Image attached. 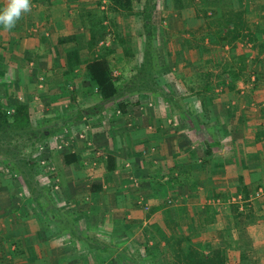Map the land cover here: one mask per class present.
<instances>
[{"label": "rangeland", "instance_id": "1", "mask_svg": "<svg viewBox=\"0 0 264 264\" xmlns=\"http://www.w3.org/2000/svg\"><path fill=\"white\" fill-rule=\"evenodd\" d=\"M2 1L6 5V0ZM86 1L88 4H84H87L90 9L95 8V4L98 9L78 18L76 15L72 21L83 27L80 33L81 37L83 36L82 38L87 41L88 48L85 51L89 55L92 53L95 58L99 57L108 62L113 81L118 88L117 96L107 102L100 101L98 97L97 100L93 91L96 88L93 89L86 81V84H83L81 78L84 76V65L82 63L77 67V73L68 77L71 81L76 79L74 77L77 75L80 80L73 83L74 87H63V97L49 93L41 95L47 81L43 69L40 72L36 71L35 69L39 66H36L33 61L35 65L28 73L33 83L37 81L33 93L22 95L16 92L14 97L16 104L4 110L11 116L16 107L24 105L29 114V126L15 134V140L12 142L0 143V171L7 179L12 180L11 184L14 182L12 187L15 189V209L20 215H30L33 221L36 220L39 223L41 238L50 241L49 246L52 250L69 251L67 254L73 256L90 247V253L94 255H85V258L100 257V260L104 258V261H101L103 264H149L146 249L156 244V241L152 239L154 233L151 230V224L140 231L129 224L127 218H124L121 223L114 222L111 226L100 224L104 219L99 217L98 219L92 217L88 225L81 222L82 219L87 218L83 208L90 207L91 210L94 204L92 186L101 185L100 190L103 192L105 184H99L98 180L103 178L108 180V153L103 150V145L97 143V140L103 136L106 137V132H111L112 126L118 124L120 120L126 121L125 130L132 134V136L127 135L132 138L131 141L138 140L133 136L134 131L138 134L142 133V129L144 133L149 131L144 121L150 122L149 127L152 130L154 129L152 121L158 119L161 120L160 129H164L162 131L167 138L178 136L177 138L187 140L191 135L197 137L199 143L194 142L188 145L186 142L180 146L188 147L189 155L193 156L196 165L204 164L205 166L208 163V157L205 155L209 152L208 148L214 150L215 154L224 156L226 162H231L229 158L235 154V151L239 154H247L248 147L252 145H243L244 150H239V145L233 143L237 139L233 135H236L235 130L228 127L229 136L225 134V127L218 121L217 111L219 110L216 105H220L222 109L223 105L228 104L234 106L250 104L244 103L245 99H242L241 95L245 89L254 87V81L259 80L258 75L252 73V70L256 64H254L253 56L258 58L260 54L261 47L258 45V39L261 34L255 35L256 40H253L255 41L253 43L248 26L260 27L259 30L263 33L264 0H252L254 2L248 4L252 6L249 9L244 7L242 0H134L130 13L122 10L112 11L108 0ZM31 9H35L32 12L34 16L31 17L28 12L29 15L24 14L21 18L23 21L20 19L18 22L22 21L18 24L19 26L24 24L28 25V29L35 28L36 35L30 36L33 37V41L28 42V45L34 46L33 44L37 43L39 49L32 50L31 54H25V59L29 62L32 55H39L40 47L44 45L40 39L43 37L41 34L43 35L46 25L39 20L38 13L41 10H50L45 3L41 5L31 3ZM69 9L71 8H65L64 19ZM184 9L187 10L182 11ZM168 10L183 12L185 20L190 22L183 25L174 16L177 13L171 14ZM219 12L225 20L229 18L233 20L230 26H220ZM235 26L239 28L237 32H235ZM47 32L46 38L54 42L56 32L51 31L50 28ZM92 36L95 40L93 42ZM35 38L37 40H34ZM83 48L85 46H81L82 50ZM254 49L255 52L252 51ZM49 50L52 49L49 47ZM219 57L224 59L222 61L225 63L222 65L217 63ZM202 75L208 81L207 88H203L204 83L199 81ZM247 78L250 79L249 83L246 82ZM235 81L240 83L238 90L232 87ZM190 84L194 87L191 88ZM258 87L261 89L257 86L254 90ZM78 91H81L84 97L72 98L71 94H78ZM248 109L245 107L243 112ZM227 111L229 115L234 116V125L242 118L243 121L253 120L252 115H256L259 124L264 125V113L253 111V107L249 109V114L236 112L234 109ZM224 113L222 111L221 116ZM240 114L242 118L239 117ZM138 119L140 122L143 121L141 125L138 124ZM130 144L128 142L127 146ZM150 147L148 152L154 155L160 149L157 145H153L151 149ZM71 153L78 155L80 160L75 166L68 167L67 164H63V158ZM8 155L17 159L16 166L6 160ZM89 157L100 158L102 162L94 161L93 163ZM232 162H234L233 159ZM92 166L97 169L95 177H91ZM161 167L163 166L160 164L155 170L159 171ZM144 169L154 180L153 183H156L155 189L161 192L159 193L161 209H166L167 212L172 211L188 201L185 192L190 188L189 182L186 181V175L176 170L177 168L169 171L172 170L171 167L164 164L160 172H155L159 175V179L154 175V168L147 167L146 164ZM83 170L85 172H82ZM137 179L138 177L134 174L126 176L124 181L126 185L121 188L124 193L118 195L119 200L121 195L126 201V194L128 199H132L136 192L139 195L140 191L143 192ZM260 180L261 185L251 194L246 195L242 190V193L234 194L226 200L230 206L234 207V210L236 209L238 224L245 226V230L247 226L256 224L255 218L262 220L254 215L256 202L264 199V178ZM87 181L92 183L87 184ZM70 186L73 187L75 196L79 194L77 199H73L76 204H72L65 195L64 187ZM108 186L113 189L112 194L115 191L118 192L116 186ZM134 199L137 201L136 206H141V211L148 214L156 212V210L147 211L149 206L141 203L142 198ZM107 200L106 197L105 202ZM97 201L105 203L103 194L98 196ZM167 212L163 213L164 217ZM122 215L127 216V214ZM69 216L77 218L73 225L69 221ZM155 218L154 215L152 220ZM114 219L120 220L119 217ZM91 221L94 222L91 223ZM77 222L79 225L76 224ZM262 222L263 220L257 225L260 226ZM86 227L89 230L95 228L97 236L90 235L85 230ZM75 230L78 240L73 236ZM166 230L170 229L167 227ZM241 235L243 243L240 251L247 250L249 254L247 253L244 259H239L238 263L237 259L234 262L229 255L223 254L227 264H255V260L262 256L261 249L253 247L254 241L249 234L242 232ZM176 243L179 245L178 242ZM118 247L121 250H116ZM133 249H139V251ZM180 250L175 251L173 261L169 264H183V252L187 250L199 254L206 249H199L187 241ZM69 255L62 258L68 264L72 263L70 260L73 258ZM201 255L213 256L204 252ZM260 258L264 260V256ZM57 261L55 259L53 264L58 263ZM92 262L93 260H90L91 264ZM259 263L256 262V264Z\"/></svg>", "mask_w": 264, "mask_h": 264}, {"label": "crops", "instance_id": "2", "mask_svg": "<svg viewBox=\"0 0 264 264\" xmlns=\"http://www.w3.org/2000/svg\"><path fill=\"white\" fill-rule=\"evenodd\" d=\"M65 1H67V4ZM87 2L86 0H30V3H38L39 5L45 3L50 9L49 11L41 10L38 13L39 20L46 25L43 35L41 34L43 37L40 39L44 45L40 47V53H42L40 54L38 52L39 55H32L30 62L25 59V54L32 53V50L36 51L37 48L39 49L37 43L33 44L34 46L28 45V42L31 40L33 41V37L36 35L34 32L35 28L28 29V25L25 26L24 24L19 26L18 24L23 21L22 19L20 23L17 21L15 27L11 30H5L3 26H0V106H4H2L3 111L8 109L9 106L16 104L14 98L16 92H20L22 95H31L33 93L32 91L35 89L37 81L33 83V79L29 77L28 73L35 64L40 67L35 69L36 71L39 70L38 72H40L43 69V74L47 81L46 87L41 95H47L49 93L63 97V87H74L73 83L80 80L77 75L74 77L76 79L71 81L68 80V77H71L75 72L77 73V67L81 63L84 65V76L81 78L83 84L86 81L93 89L96 88L94 83L86 76L85 71L88 63L93 60H99L100 58L97 56V58H95L92 53L89 55V53L85 51L86 48H88L87 41L82 38L83 36L81 37L80 33L83 27L72 21L76 15L78 18L94 9H98L96 4L94 6L95 8L90 9L87 6ZM252 2L254 1L242 0L243 5H245L244 7L248 9L252 7L248 6V4ZM4 6L5 3L0 0V10H2ZM65 8H71L77 12L69 9L70 11H67L64 19ZM34 10L35 9H31L30 11L31 17L34 16V13H32ZM186 10L187 9H184L182 11ZM168 11L171 12V14L177 13L174 16H176L177 20L181 21L183 25H186V22H190L189 20H185L183 12ZM220 14L219 12V15ZM26 15L29 14L27 13ZM248 27L250 30L249 36L253 43L255 42L253 40H256L255 35L261 34L260 39H258V45L261 47L259 48V57L253 56V58H255L254 64H257V62L258 64H255L252 70V73L259 77L258 81H254L255 84H253V86H260L261 89H259V87L255 90L254 87L247 90L245 89L241 98L245 99L244 103H250L249 105L239 104L234 106L228 104L223 105L222 109L220 105H216L219 110H216L219 114L218 121L225 127V134L229 136L227 133L228 127L235 130L234 133H236V135H233L237 139L233 141V143L239 145V150L243 151V145L246 144L253 146L248 147L249 151H247V154H239V152L235 151V154L231 155L229 158L231 162H226L224 156L221 157V155L215 154L214 150L208 148L209 152L205 154L208 157V163L205 164V166L204 164L196 165L193 156L191 157V155H189L190 152L188 147L183 146L184 148H181L180 146L186 144V142L188 145L194 142L199 143L197 137L189 135L190 139H187L188 141L177 138L178 136L167 138L162 131L164 129H160L161 120L158 119L152 121V127L155 130H151L149 127L150 122L144 121L147 124V130H149L145 133L149 134H145L143 131L144 129H142L141 134L134 131L135 134H133V136L138 140L131 141L132 138L127 135L132 136V134L129 131L128 133L126 132V121L122 122V120L118 121V124L112 126L111 132H106V137L103 136L97 140V143L103 145V150H106L108 153V164L106 163L109 166V172L107 174L108 180L104 178L103 180H98L99 184H105L103 185V192L100 190L101 185H90V187L92 186L94 204L91 210L90 207L88 209L87 207L83 208L87 213V218L82 219L81 222H85L88 225L92 217H99L104 219L100 224L111 226L114 222L121 223L124 218H127V222L137 227L140 231H143L145 226L151 224V230L154 233L152 239L156 241V244L152 245L150 249H146L148 252L147 255L149 256L147 259L149 264L171 263L175 251L177 252L182 249L184 242L186 243L187 241H190L192 246L196 245L199 249H206L203 251L204 254H208L209 256L227 254L234 262L237 259L236 262L238 263L239 259H242L241 256L244 257L247 253L249 254L247 250L240 251V246L243 243L242 232H247L249 234L250 238L254 241L253 247L258 250L261 249L262 256L260 257L264 256V199L256 202V208L254 210V215L261 218L263 224L258 226L257 224L262 220L260 221L255 218L256 224L247 226V231L245 230V226H241L240 223L238 224L239 219L236 216L237 212L235 213L236 209L234 210V207L226 202L230 196L242 193V190H244L246 195L251 194L254 189H257V187L261 185L262 182L260 178H264V125L259 124V119H256V115H252L254 118L253 120L249 119V121H243L241 117L242 114L239 116L242 119L234 125V116L229 115L227 111L229 109H234L236 112H243L245 107L249 109L253 107V111H258V113L262 111V113H264V31L262 33V31L259 30L260 27H256L255 25H249ZM49 28L57 34L54 42H52L50 38H46V33H48L47 30H49ZM31 35H33L32 38L30 37ZM34 40H37V38ZM72 42H74V44H72ZM81 46H85V48L82 50ZM49 47L52 50H49ZM252 51L255 52V49ZM222 60L224 59L219 57L217 63L222 65V63H225ZM33 61L35 64L32 63ZM204 76L202 75L199 81L204 83L202 85L203 88H207L208 81L204 79ZM221 80L222 79H220V82H222ZM246 82L249 83L250 79L247 78ZM256 82L257 86H255ZM242 83L244 84L243 81ZM239 85V81L232 83V87L235 88V90H238ZM190 87L193 88L194 86L190 84ZM95 90H93L95 98L97 100L99 98V100L102 101L99 91L96 90L95 92ZM78 92V94L72 93V98H74V96L84 97L81 91ZM94 96L90 97L94 98ZM249 109L247 111L245 110L243 113L249 114ZM220 111L225 112L224 115L221 116ZM142 122L143 121L140 122L139 120L138 124L141 125ZM231 124L233 126H230ZM166 140L167 143L165 144ZM128 142L131 143L129 146H127ZM150 145H152V147L153 145H157L160 148L157 154L154 155L152 152H148ZM152 147H150V149ZM164 147L165 150L163 151ZM186 154L187 157H185ZM66 155H73L75 159V161L67 164L68 167L75 166L80 160L79 156L75 153ZM232 159L234 162H232ZM89 160L93 161V163L94 161L102 162L100 158L97 159L94 157H89ZM63 164H66L64 158ZM146 164L147 167H152L154 170L156 166L160 164L163 167L164 164H167L172 169L169 171H174L177 168L176 170L185 174L187 177L186 181L189 182L190 186L188 191L185 192L188 201H185L180 207H175L172 211L168 210L167 212L166 209H161L159 201L161 198L159 193L161 192L155 189L156 183H153L154 180L150 178L146 169H144V165L146 166ZM161 168H159V171L155 170L153 172L155 173L157 171L158 173ZM82 172H85V170ZM96 173L97 169L92 166V174L90 173L91 177L97 176ZM157 173L154 175L159 179L160 177ZM133 174L138 177L139 180L137 179V182L140 184L139 186H141L143 192L140 191V195L136 192L132 199H128L126 194V201L123 195H121L120 201L118 195L124 193L121 188H123V185H126V182H124L126 176ZM11 182L12 180L7 179L0 171V264H53L55 259L58 260L56 264H68L62 258L68 256L69 254L67 253H69V251L52 250L49 246L50 241L46 238H41V231L38 226L39 223L36 220L33 221L30 215H20L17 212L15 209V189L12 187L14 186V182L12 184ZM88 183H92V181H87V184ZM108 185L116 186L118 192L115 191V193L112 194L113 189ZM150 187L151 189H149ZM67 188L68 187H64L65 195L70 199L72 204H76L73 199H77L79 194L76 196L74 195L72 186ZM102 194L104 202L105 198H108L105 203L97 201L98 196ZM135 197L142 198L141 203L149 206L147 211L156 210V212L154 214H148L147 212L141 211V206H136L137 201L134 199ZM164 212H167L166 217L163 216ZM122 214H127V216ZM154 215L156 218L152 220ZM111 217H113V219ZM116 217H119L120 220L114 219ZM76 219L75 217H70L69 221L73 225ZM78 220L80 221V219ZM92 222L94 221H91V223ZM78 223L79 222L76 224L79 225ZM167 227L170 230H166ZM94 229L95 228L89 230V228L86 227L85 230L88 231L90 235L96 237L97 232ZM73 236L76 237V240L79 239L76 230ZM176 242H178L179 245ZM261 244L263 246H261ZM90 249L89 247L82 253L73 256L69 255L73 257L72 260H70L72 262L70 264H80V261L81 264H91L90 260H93V264H103L101 261H104V258H101V260L100 257H93L92 259L85 258V255H94V253H90ZM116 250H121V248L118 247ZM133 250L139 251V249ZM203 252L199 254H203ZM260 257L256 259L257 261L255 260V264L256 262H260L259 264H261L262 261L264 264V260Z\"/></svg>", "mask_w": 264, "mask_h": 264}, {"label": "trees", "instance_id": "3", "mask_svg": "<svg viewBox=\"0 0 264 264\" xmlns=\"http://www.w3.org/2000/svg\"><path fill=\"white\" fill-rule=\"evenodd\" d=\"M110 2L111 10H122L130 13L133 7L134 0H108ZM219 20L220 26L233 22L231 18L225 20L222 15ZM235 32L239 29L234 27ZM91 41H95L94 37H91ZM86 76L94 83L96 90L101 95L102 102L111 101L118 94V88L115 85L112 78V70L105 59L93 60L86 66ZM123 110V109H122ZM124 112V110H123ZM29 126V114L24 105L16 107L14 113L9 116L0 106V143L8 144L15 140V134H18L25 130ZM12 133V134H9ZM9 153V152H8ZM10 154V153H9ZM70 157V158H69ZM72 157V158H71ZM73 155H66L64 161L66 164H70L75 161ZM14 166L17 164V159L13 156L6 158ZM244 259V257L241 256ZM183 264H227L223 254H215L212 257H203L197 252L187 250L183 252Z\"/></svg>", "mask_w": 264, "mask_h": 264}, {"label": "clouds", "instance_id": "4", "mask_svg": "<svg viewBox=\"0 0 264 264\" xmlns=\"http://www.w3.org/2000/svg\"><path fill=\"white\" fill-rule=\"evenodd\" d=\"M30 11V0H6V5L0 10V26L5 30H11L22 15Z\"/></svg>", "mask_w": 264, "mask_h": 264}]
</instances>
